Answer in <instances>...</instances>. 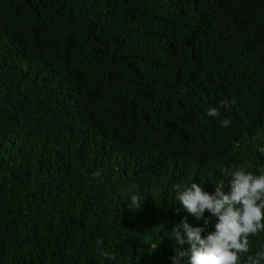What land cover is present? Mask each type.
<instances>
[{
	"label": "trees",
	"instance_id": "1",
	"mask_svg": "<svg viewBox=\"0 0 264 264\" xmlns=\"http://www.w3.org/2000/svg\"><path fill=\"white\" fill-rule=\"evenodd\" d=\"M261 147L264 0H0V264H173V185Z\"/></svg>",
	"mask_w": 264,
	"mask_h": 264
},
{
	"label": "clouds",
	"instance_id": "2",
	"mask_svg": "<svg viewBox=\"0 0 264 264\" xmlns=\"http://www.w3.org/2000/svg\"><path fill=\"white\" fill-rule=\"evenodd\" d=\"M235 101L227 99L221 101V107L227 109ZM207 115L213 118L220 116L218 107H211ZM231 121L224 118L222 126L227 127ZM264 153V147L260 148ZM94 173L93 175H97ZM225 179L215 182L214 192L209 194L202 189L201 184L191 182L188 186L173 185L176 202L182 209L191 214L196 221H203L202 226L194 227L184 217L179 224L173 226L177 240L183 244L182 229L188 251H177L171 257L173 264H240L241 255L249 252V237L264 232V173L254 174L247 170V165L227 168L222 172ZM227 187L228 192L223 189ZM140 199L131 198V207H138ZM181 209L176 208L179 212ZM205 212L209 213L205 216ZM215 218L214 230L202 237L210 221ZM102 245V241L97 242ZM101 255L108 260H115L116 256L106 251ZM249 264H264V246L254 256L248 257Z\"/></svg>",
	"mask_w": 264,
	"mask_h": 264
}]
</instances>
